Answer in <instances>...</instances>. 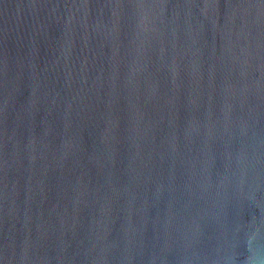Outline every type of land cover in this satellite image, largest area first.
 I'll return each instance as SVG.
<instances>
[{
	"label": "water",
	"instance_id": "water-1",
	"mask_svg": "<svg viewBox=\"0 0 264 264\" xmlns=\"http://www.w3.org/2000/svg\"><path fill=\"white\" fill-rule=\"evenodd\" d=\"M0 264H264V0H0Z\"/></svg>",
	"mask_w": 264,
	"mask_h": 264
}]
</instances>
